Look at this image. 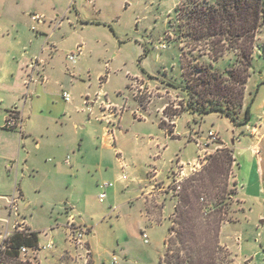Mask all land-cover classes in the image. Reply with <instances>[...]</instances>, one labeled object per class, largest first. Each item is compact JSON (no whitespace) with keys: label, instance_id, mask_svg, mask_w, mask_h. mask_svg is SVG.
<instances>
[{"label":"rangeland","instance_id":"rangeland-1","mask_svg":"<svg viewBox=\"0 0 264 264\" xmlns=\"http://www.w3.org/2000/svg\"><path fill=\"white\" fill-rule=\"evenodd\" d=\"M186 3L188 0H0V71L14 72L21 51L28 50L43 61L54 54L49 76L57 81L55 96H49L45 105L41 101V113L46 117L39 113L28 118L25 113L22 138L17 130H2L0 136V153L6 151L5 145L14 151L5 160L0 158V195L10 196L14 190L21 194L19 215L11 213L10 221L23 220L37 232L40 245L52 239L54 249L41 250L31 261L4 258V264H86V259L92 260L87 247L94 254L93 264H158L168 226H176L173 207L182 200L178 193L194 172L204 174L212 190L226 182L227 192L231 191L232 197L221 209L223 220L217 235L218 248L224 252H219L221 263L264 264L258 242L264 237V183L258 184L251 171L247 173L250 184L242 188L234 153L226 179L220 172L206 176L210 173L206 169L214 167L210 155L218 148H243L244 139L237 141L239 131L225 116L181 111L184 77L193 82L191 67L203 62L222 71L234 57L226 49L212 62L208 40L177 37L176 25L182 21L177 20L174 7ZM42 22L50 25L45 32L39 30ZM180 28L187 30L186 26ZM52 44L57 45L55 51ZM76 44H82V51L71 64L65 56ZM62 90L71 96L65 118L59 115L65 103ZM261 96L263 25L254 38L240 116L244 104H249L252 119L255 99ZM1 107L0 128L5 113ZM103 113L108 117L102 118ZM103 126L113 142L115 133L119 156L103 138ZM209 130L216 134L215 139L207 135ZM168 131L174 135L169 136ZM195 139L210 144L205 159L197 157ZM36 141L42 142L40 148ZM239 160L245 163L244 156ZM248 165L244 164L243 173ZM123 173L126 178L119 179ZM102 182L113 185L100 202L97 195ZM7 212L5 199L0 197V218H6ZM69 214L85 230L81 240L89 246L73 242L65 225Z\"/></svg>","mask_w":264,"mask_h":264},{"label":"trees","instance_id":"trees-1","mask_svg":"<svg viewBox=\"0 0 264 264\" xmlns=\"http://www.w3.org/2000/svg\"><path fill=\"white\" fill-rule=\"evenodd\" d=\"M174 10L177 20L182 21L176 25L178 38L193 35L208 40L212 62L221 58L226 49L234 56L231 64L222 71L197 59L200 63L191 67L193 82H189L182 72L185 102L180 106L181 111L216 112L227 117L234 126L246 124L250 119V105H244L240 116L242 96L251 73L254 38L264 26V0H188L185 6H176ZM180 25L186 26L187 30L182 31ZM159 125L163 126L162 120ZM232 155L233 149L218 148L210 155L214 167L206 169L210 172L206 176L214 177L220 172L226 179ZM206 181L204 174L194 172L182 183L178 193L182 200L173 207L176 226H168V238L158 264H222L219 252H224L218 248L217 235L223 220L221 209L232 196L230 190L227 192L226 182L217 185L214 191ZM10 243L12 248L8 254L15 257L20 246H37V232H15ZM86 264H93L92 260L88 258Z\"/></svg>","mask_w":264,"mask_h":264},{"label":"crops","instance_id":"crops-1","mask_svg":"<svg viewBox=\"0 0 264 264\" xmlns=\"http://www.w3.org/2000/svg\"><path fill=\"white\" fill-rule=\"evenodd\" d=\"M38 5H40V3H38ZM58 23L59 22L57 21V24ZM44 24H45L44 22L40 23V29L39 30L41 32H45V30H47L50 27V25H48V24L44 25ZM52 32H53V29L49 30L48 35H51ZM56 47H57V45L54 46L52 44V48L54 49V51L56 50ZM81 51H82V44H76L75 50L71 51V52H76V56H75L74 61L73 62L69 61L66 58L67 61L71 62V64L75 63L78 56H80ZM40 53L42 55L43 50ZM53 59H54V54H52L49 58L45 57V59L43 61L42 58H39L34 53L29 52L28 50H25L24 52L21 51L19 54V57L15 60L16 70H14V72L11 71L9 73H5L3 71H0V95H1L0 96V109H3L1 106H4L5 113H7L9 109L15 108L20 113V116H21L20 129L1 127L0 128L1 129L0 130V136L3 135L2 130H5V131H16L17 130L19 137L22 138L24 136V133L22 131L23 114L28 113L27 116L29 118L32 114L36 115V114L41 113L43 110V107L41 106V101H42V104L45 105V103L47 104V102H48L47 99L49 96H55V94L53 92V88L56 87V86H54V84H57L56 83L57 81L51 80L50 76H49L50 69L53 67V66L50 67V63L51 62L53 63ZM69 74H70V76H74L72 73H69ZM63 92H67V91L62 90L61 96H62ZM67 93L69 94V92H67ZM35 95H37L36 96L37 98H35ZM41 96H43V97H41ZM35 99H38L36 104L34 103ZM21 100H22V102H21L22 105L19 104ZM63 100L65 101V103H64V106L62 107L59 115L62 114L60 116L65 118L67 116V108L69 105L68 102L71 101L70 94H69L68 100H65L64 98H63ZM83 101L87 102L88 100H87V98H85V100H83ZM92 104L93 103H91V105ZM19 105H20V107H19ZM105 105L107 107V102L105 103ZM244 105H246V104H244ZM251 107L253 108V105H251ZM140 108H141V106H140ZM107 110L108 109H105L104 111L106 112ZM135 110H137V107ZM253 110H254V115H253L252 119H251V115H250V119L246 124L236 126V129L239 131V136H240V137L238 136L239 138H237V141L241 142L244 139V142L246 143L245 147H243V148H237V146H236L235 149H233L234 156L237 157V159H238L237 178L240 179V183H241L242 188L244 187L245 184L246 185L250 184L251 177H250V174H247V173L251 172V171L254 172L255 180H256V182H259L258 184L264 183V96H261L258 100L255 99V104H254ZM5 113L3 115V118H5L4 117L6 115ZM249 114H250V110H249ZM40 115L42 117H46V115H43L42 113L39 114V116ZM108 115L109 114L103 113L102 118H105V116L108 117ZM220 116H222V115H220ZM49 117L56 119V117L47 116V118H49ZM141 119L144 120L143 117H141ZM174 122H175V120L172 122L173 126H174ZM74 126H75V124H74ZM104 129H106L105 126H103V131H104ZM113 133H114V131H113ZM108 134H109V131H107V129H106L103 133V138L107 139V141L110 142L111 147L114 150V153L116 154V156H119L118 153H120V149H119V146L117 145V137L114 133V142H113V138L111 141L108 139ZM168 135L169 136L174 135L173 131L171 133L168 131ZM245 136H248V138H244ZM221 141H222V139H221ZM41 143H42L41 141H36V145L39 148L41 146ZM195 144L197 145L198 150H199V145L203 144V141L200 142V141H198V139H195ZM209 146H210V144H207L206 147H209ZM4 150H6V151L0 153V158L2 160H5L7 158V156L10 155V153L13 154V152H14L7 145L4 146ZM199 153H200V150H199ZM242 156L245 157V163H249L247 170H246V173L245 172L243 173V170L245 168L244 167L245 163H243L241 160H239V158L241 159ZM119 161H122V160H119ZM193 162H195V161H193ZM193 162H191V164ZM122 164H124V163L122 162ZM11 165L12 164L9 163V166H11ZM121 168H123V166ZM244 174H246V175H244ZM120 176H119V179H121ZM150 187H153V185H151ZM14 192H15V190H14ZM0 197H5V195H0ZM20 197H21V194H20ZM242 200L245 201L244 199H242ZM25 205L26 204H24V206ZM18 210H19V201H18ZM18 213H19V211H18ZM70 217H72V219L74 220V216L72 214H69L67 216V220ZM24 224L29 229L28 225L26 223H24ZM66 228L68 229V227H66ZM82 236H83V234H82ZM51 242H52V239H51ZM84 244L88 245L86 242L83 243L81 240V244H79V245H80V247L81 246L83 247V246H85ZM51 249H54L53 245H52ZM51 249H49V250H51ZM78 249H80V248H78ZM87 249L90 251V253H92V263H93L94 262L93 261L94 260V254L90 248L87 247ZM63 251H64V249H63ZM112 258L114 260H116V257H112Z\"/></svg>","mask_w":264,"mask_h":264},{"label":"built area","instance_id":"built-area-1","mask_svg":"<svg viewBox=\"0 0 264 264\" xmlns=\"http://www.w3.org/2000/svg\"><path fill=\"white\" fill-rule=\"evenodd\" d=\"M36 16V15H34ZM76 56V52H70L66 55V58L69 61H74ZM62 97L65 100H68L69 98V94L67 92H63L62 93ZM21 126V116L20 113L15 109V108H11L8 110L5 118H4V122H3V127L6 128H18L20 129ZM108 131V130H107ZM109 135V139L110 141L112 140V137H110ZM208 136H210V138L215 139L216 134H214V132L212 130H209L207 133ZM207 143L203 142V144H200L199 150L200 153L198 155V157H200L201 159H205L206 155H207ZM121 179H125L126 176L124 174H122L120 176ZM113 185L112 182H102L99 187L101 189V191L98 193L97 197L98 200L100 202L103 201V199L106 197V190L111 187ZM3 199H5V203H6V208L8 210L7 212V217L6 218H0V264H4L3 263V259H21V260H28L31 261L32 258H35V255L39 254V252L41 250H47V249H51L52 248V242L51 240L46 242L45 244H37L36 247H28V246H20L18 248V254L15 257H10V255L8 254V251L11 250V243H10V237L13 233L15 232H26L29 231L30 229H28L26 227V225L24 224L23 221L20 220H13L10 221V215L11 213H13L14 215L18 216V201L20 198V194L17 193L16 191L13 192L10 196L7 197H2ZM66 227H68L69 232L72 234V239L73 242L75 244H81V237L82 234L85 232V230L83 228H81V226H76L74 220L72 219V217L68 218L67 222H66ZM142 237H143V241L145 243L148 242V238L146 233H142ZM259 244L263 247L262 248V252H263V256H264V237L260 238L258 240Z\"/></svg>","mask_w":264,"mask_h":264}]
</instances>
